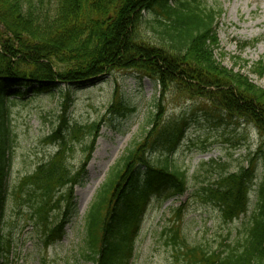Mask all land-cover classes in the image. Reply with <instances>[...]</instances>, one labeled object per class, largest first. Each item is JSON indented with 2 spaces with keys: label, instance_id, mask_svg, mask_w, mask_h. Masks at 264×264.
<instances>
[{
  "label": "trees",
  "instance_id": "trees-1",
  "mask_svg": "<svg viewBox=\"0 0 264 264\" xmlns=\"http://www.w3.org/2000/svg\"><path fill=\"white\" fill-rule=\"evenodd\" d=\"M150 13L154 18L147 17ZM219 14L201 0H55L51 10L44 8V0H0V264H8L12 247L3 229L9 203L28 204L26 221L39 230L45 247L62 238L75 206L74 188L85 176L104 123L103 117L68 126L62 116L44 139L55 145L54 153L10 188L8 87H31L13 91L19 99L28 92H51L58 84H91L117 70L133 71L159 86L147 128L110 168L83 217L80 256L94 264H130L150 198L180 197L188 189V172L172 157L185 126L163 123L165 97L209 101L229 117L254 125L264 138V88L216 59ZM251 69L264 76V54ZM123 105L112 104L110 110H131ZM72 140L83 143L77 168L67 164ZM257 161L262 176L254 190L255 210L242 236L223 250L212 249L189 245L179 226L172 225L166 242L177 262L264 264V139L237 171L217 176L195 195L217 207L224 222L245 215ZM184 206L175 212L177 223ZM54 209L59 214L56 222L49 217Z\"/></svg>",
  "mask_w": 264,
  "mask_h": 264
},
{
  "label": "rangeland",
  "instance_id": "rangeland-1",
  "mask_svg": "<svg viewBox=\"0 0 264 264\" xmlns=\"http://www.w3.org/2000/svg\"><path fill=\"white\" fill-rule=\"evenodd\" d=\"M208 8L220 10L216 31L219 47L216 59L226 68L239 71L257 86L264 88V76L251 72V67L264 54V0H201ZM55 0H44V8L53 9ZM149 19L154 18L152 13ZM152 35V31L148 30ZM249 45L241 49V45ZM51 92L21 98L13 91L31 89L8 87L9 120L12 129V162L10 188L32 173L42 160L49 159L55 145L45 141L53 127L65 117L68 126L86 125L104 117L94 150L86 165L85 176L74 188V210L64 225L61 239L47 247L39 230L26 221V203L7 206L4 233L12 241L8 264H94L80 256L83 244V217L110 168L129 146L140 137L146 120L154 113L159 86L133 71L117 70L83 86L58 84ZM66 96L68 100L65 101ZM162 121L165 125L183 124L182 137L172 157L188 172V189L184 195L152 196L141 222L130 264H181L166 242L172 225H178L189 245L200 244L212 249H225L241 237L256 206V188L262 176V164L256 162V179L249 194L245 215L224 222L217 207L203 203L195 193L217 176L237 171L252 156L262 137L254 125L231 118L204 99L165 97ZM130 108L123 114L110 110L113 104ZM163 104V103H162ZM63 105L66 111L63 112ZM150 128V127H149ZM82 142H86L84 139ZM72 140L67 164L77 168L83 159V143ZM159 152V151H157ZM156 152V153H157ZM185 204L181 221L175 212ZM56 209L49 213L58 220Z\"/></svg>",
  "mask_w": 264,
  "mask_h": 264
}]
</instances>
